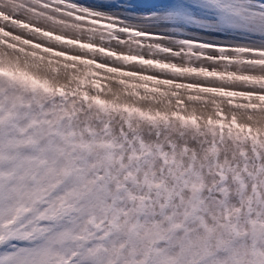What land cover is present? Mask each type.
<instances>
[{
	"label": "snow or ice",
	"instance_id": "1",
	"mask_svg": "<svg viewBox=\"0 0 264 264\" xmlns=\"http://www.w3.org/2000/svg\"><path fill=\"white\" fill-rule=\"evenodd\" d=\"M0 264H264V0H0Z\"/></svg>",
	"mask_w": 264,
	"mask_h": 264
},
{
	"label": "rangeland",
	"instance_id": "2",
	"mask_svg": "<svg viewBox=\"0 0 264 264\" xmlns=\"http://www.w3.org/2000/svg\"><path fill=\"white\" fill-rule=\"evenodd\" d=\"M143 2H158V0H143Z\"/></svg>",
	"mask_w": 264,
	"mask_h": 264
}]
</instances>
